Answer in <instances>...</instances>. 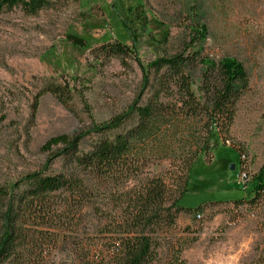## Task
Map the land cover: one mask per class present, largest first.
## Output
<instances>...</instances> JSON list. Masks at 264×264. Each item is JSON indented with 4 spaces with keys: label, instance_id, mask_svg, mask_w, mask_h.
I'll list each match as a JSON object with an SVG mask.
<instances>
[{
    "label": "rangeland",
    "instance_id": "1",
    "mask_svg": "<svg viewBox=\"0 0 264 264\" xmlns=\"http://www.w3.org/2000/svg\"><path fill=\"white\" fill-rule=\"evenodd\" d=\"M144 1L149 28L135 25L134 41L127 37L134 50L125 55L105 48L123 34L114 30L110 15L116 13H111L114 5L125 8L135 0H49L35 12L21 4L0 10V186L11 189L33 171L62 172L82 178L92 197L80 206L59 190L47 199L31 198V204L17 203L21 224L30 232L26 260L114 264L116 233L111 230H138L143 223L134 216L130 196L154 176L178 186L186 163L205 145V118L187 116L188 108H179L182 91L176 85L161 88L163 70L148 63L186 48L188 52L197 18L209 28L202 53L216 60L236 55L246 65L250 85L237 102L223 146L215 155L213 150L204 153L210 172L197 177L215 176L213 184L202 190L191 187L182 203L193 208L181 209L166 226H155L156 263L264 264V192L248 194L238 203L231 200L247 194L236 180L241 165L251 176L250 186L264 164V0ZM147 70L150 80L144 87ZM202 72V65L193 71L196 92ZM53 84L63 85L65 99L50 89ZM151 100L169 112L151 132L133 138V169L126 178H105L80 163L77 155L89 152L103 135L97 125L130 112L119 127L104 134L114 137L132 130L141 119L131 112L132 105ZM77 135H82L77 155L61 152ZM166 135L173 140L170 149L162 143ZM194 184L201 185L191 179ZM129 189L128 197L121 194ZM10 197L0 199V233Z\"/></svg>",
    "mask_w": 264,
    "mask_h": 264
},
{
    "label": "trees",
    "instance_id": "2",
    "mask_svg": "<svg viewBox=\"0 0 264 264\" xmlns=\"http://www.w3.org/2000/svg\"><path fill=\"white\" fill-rule=\"evenodd\" d=\"M48 3L49 0H0V10L21 4L25 10L35 12ZM145 5L144 0H135L133 4L125 8H122L121 5H114L111 13H116L110 15L109 22L117 33L123 32V34L118 36L115 42L105 45L107 51L112 54L125 55L134 50L133 45L127 41V37L134 41L132 32L137 23L143 28H149L150 20L145 11ZM208 32V25L196 18L189 32L190 39L187 45L190 50L188 52H186V48L184 51L174 54L158 56L148 63L149 68L154 67L158 72L163 70L159 82L161 88L166 84L169 90L172 85H176L182 91V104L179 108H188V110H185L187 116L205 118L207 137L204 140L205 145L199 153L192 154L188 163H186L185 176L179 180L176 188L170 185L164 176L159 175L148 178L130 196V199L134 201V216L138 223H143L138 230L127 226L111 230L116 233L113 246L114 264H157L156 247L158 240L157 234L154 232L157 229L155 226L159 224L166 226L174 221L175 214L178 211L184 208H193L182 203L183 196L191 187L194 190H202L215 181V176L197 177V174L201 172H210L209 162L204 158V153L213 150L215 155L217 149L225 143V141H222L223 136L228 137L230 135L237 111V102L249 88L250 80L246 65L236 55L227 54L216 60L209 54L202 53ZM199 65H202L203 74L196 92L192 88V75ZM149 80L147 70L145 72L144 87L149 84ZM50 89L61 99H65L63 85L53 84ZM159 91L160 88L155 92L156 101L159 98L156 95ZM40 95L41 93L39 97ZM130 110L131 112L137 111L141 118L139 124L132 130L119 132L114 137L104 134L119 127L130 113L126 112L96 126L97 133L103 135L100 136L89 152L77 155L82 135H77L66 142L61 152L77 155L80 163L97 169L98 173L105 178L113 180L119 177L126 178L133 169L129 160L133 153V138L151 132L158 123L160 116H164L169 112L160 109L159 104L154 103L153 100L145 105L135 103ZM162 143L166 145V149L173 146V140L169 135L162 139ZM233 163L230 161V170L235 169L231 168ZM200 167H205V169H200ZM191 179H197L201 185H190ZM240 185L247 190V194L231 199L236 203L245 200L246 196L251 193H254V197L261 195L264 192V164L253 175L250 186ZM16 187L20 189L16 191ZM59 190L67 191L69 193L67 199L73 198L80 206L92 198L90 189L82 178L62 172L33 171L25 174L21 178V182L14 184L11 189L0 186V199L7 195L12 196L10 197L8 210L5 213L2 233H0V264H29L26 260L25 243L30 232L21 224L24 220L20 221L18 208L14 206L17 203L21 205L31 204V198L47 199L52 193ZM129 193L130 189L121 192L125 197H128ZM68 200L70 201V199ZM138 214L140 218H138Z\"/></svg>",
    "mask_w": 264,
    "mask_h": 264
},
{
    "label": "built area",
    "instance_id": "3",
    "mask_svg": "<svg viewBox=\"0 0 264 264\" xmlns=\"http://www.w3.org/2000/svg\"><path fill=\"white\" fill-rule=\"evenodd\" d=\"M242 160H244L246 158V153H242ZM251 178L249 172L245 169L244 164L241 165V167L239 168V171L237 172V178L236 180L241 183L242 185L246 186L248 180Z\"/></svg>",
    "mask_w": 264,
    "mask_h": 264
},
{
    "label": "water",
    "instance_id": "4",
    "mask_svg": "<svg viewBox=\"0 0 264 264\" xmlns=\"http://www.w3.org/2000/svg\"><path fill=\"white\" fill-rule=\"evenodd\" d=\"M231 168H232V169H234V168H235V164H234V163L232 164Z\"/></svg>",
    "mask_w": 264,
    "mask_h": 264
}]
</instances>
